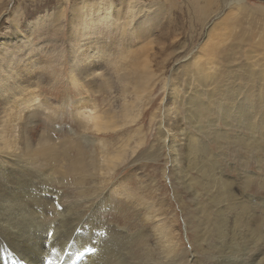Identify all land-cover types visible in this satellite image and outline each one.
I'll use <instances>...</instances> for the list:
<instances>
[{"label":"rangeland","instance_id":"1","mask_svg":"<svg viewBox=\"0 0 264 264\" xmlns=\"http://www.w3.org/2000/svg\"><path fill=\"white\" fill-rule=\"evenodd\" d=\"M83 1L0 0V38L4 34L11 36L21 29L24 31L16 35L22 39L19 43L27 47L20 51V56L23 58L21 57L22 61L19 63L20 67L25 65L32 67L30 69L34 71L33 77H35L33 81L39 82L35 85L36 87L30 89L31 93L37 95V100L35 102V99L32 100L33 103L45 106L44 101L48 102L52 107L44 109L45 113L60 117L54 123L47 115H43L45 117L44 119L41 117L40 120L43 121L41 123L44 124L46 120L45 124L51 125L55 140L70 138L76 140L77 144L86 145L85 140L91 138L95 142H99L97 137L100 136L105 139L104 134L99 135L81 129L79 118H82V114L77 108L81 103L78 99L84 97L85 101L96 100L98 108L103 106L109 108L113 101L117 99L121 101L123 97L117 90L112 93H103L105 101L99 99L101 101L99 103L97 81L104 83L114 80L116 74L122 72V70L119 71L122 68L140 64L144 66L149 63L150 87L154 83H159L161 89L158 88L156 92H153V100H156L155 106L150 108L148 113L134 126L143 125L145 133H149L147 143L154 146L155 166L141 172L147 181H140L139 177L137 179L129 177L126 180L134 188L141 187L142 193L145 194V199L141 200L142 204L128 202V205L132 210H144L145 203L151 200L148 199V195L150 193L156 195V208H161V210L157 211V218H154V221L146 223L145 230L151 233L155 225H161L165 216L168 215L170 216L168 224L171 225L158 229V233H168L172 226L175 228L174 233L179 240L177 249L183 254L182 264H218L220 245L217 243L220 242L221 231L231 233L235 230V224L236 230L242 232L264 231V143H258L257 140L261 138L260 128H262L264 112H255L254 107L253 109L250 107L251 113L256 115L250 123L245 121L244 115H242L243 118H239L240 120H233L230 125L225 124L220 117L224 111L222 110L224 103L234 98L240 103V108L235 110V115L247 110V106H252L256 100L258 108L264 109V90L259 91L253 88L251 92H254L255 96L250 95L246 101L249 93L246 92L243 80L237 77V74L241 72L240 66L244 62L247 63L249 71L254 62H260L262 65L260 74L264 72V0H130V3L129 0H111L113 2L110 4L112 12L98 15L97 25L100 28L98 30L91 28L87 33L81 34L78 38L80 40L77 45L78 50L74 51L68 40L72 33L71 25L75 12L80 17H92L94 12L98 13L101 9H106L108 0H95L99 4L95 7L96 11H85L86 7H82ZM13 17L16 20L15 25L11 23ZM110 17L111 20L108 21ZM85 26L88 29L87 24ZM49 27L53 28V33L48 32L46 28ZM31 32L33 34L29 36ZM101 46L109 48L108 51L100 50ZM79 53L85 60H80L81 70H84L92 61H94L93 66L99 69L86 78V84L75 86L70 77L74 78L76 72L72 73L71 67L77 62L75 55ZM224 58L227 62L223 61ZM229 61H231L230 67L226 66ZM196 62L206 66L202 70L204 77L199 80L194 76L195 70L190 69L191 63ZM213 64H217L216 68H211ZM20 67L11 63L5 73L0 72V78L2 81L9 80V75L15 74ZM89 68L88 66L86 70ZM208 75H211L209 80L218 77V83L213 90L205 84V77ZM23 76L16 74L15 78L20 80ZM89 81L91 84H87ZM228 82H231L230 85L236 83L241 85V90L233 86L225 90ZM262 85L264 86L263 82ZM193 88L199 92L202 91L201 101L195 99L194 103H187L180 110H176L178 105L175 103L176 100L185 97L186 102ZM207 89L214 91L213 98L218 107L217 109L216 106L212 107L216 112H207L206 103L209 102ZM198 101L205 104L198 106ZM67 103L69 107L66 106ZM191 106V110H204L202 119L204 126L209 129L207 134H199L192 125L184 124V121L191 119V112L186 111ZM159 108H162L163 116H158V118L163 117V128L166 129L167 134L165 131H158L157 121L159 120L151 121L152 114L158 112ZM73 111L76 115L74 121L70 117L72 114L69 115ZM3 115V113L0 114V116ZM210 120L213 121L212 124H216L214 127H209L208 121ZM54 124L56 127H53ZM175 125L179 129H175ZM72 127L75 131L70 133L69 130ZM57 129L61 130L64 135L61 136ZM185 129H193L199 135L196 140L212 150L213 156L217 158L213 160V163L222 168L221 178L234 185L232 191L238 192L239 195L244 194L243 197L248 199L250 204L252 203L251 212L256 214V220L263 218L261 223L247 229L245 227L246 217L238 221L237 208L225 205L218 208L215 203L202 205L201 202H208L209 198H196V193L202 191L198 185L200 177L197 172L195 170L187 172L186 179L192 182L193 186H187L184 181L187 156L184 147L186 142L183 131ZM216 130H218V136L215 133ZM84 134L88 137L87 139ZM166 135L167 139L164 142ZM238 137L245 139V145H234ZM8 140L10 141V138ZM253 141L256 144L255 149L246 147L247 143H253ZM5 149L4 141H0V152ZM166 151H171L168 154L169 157L164 156ZM77 154L76 151H72V156ZM136 166L132 164L124 166L125 168L122 167L115 177L128 175L136 169ZM166 167L167 173L164 177ZM122 179L124 180L123 177ZM66 185L68 184L65 183V186L55 188L66 194ZM73 187L71 185L68 194L75 195L77 190H73ZM110 191L113 199H125L127 196L120 195L113 190ZM74 197L67 198L66 196L63 201L70 203L77 199ZM116 214L117 211L111 217L117 223L119 218L114 219ZM107 217L110 218L109 215ZM140 218L145 219L146 217L140 214ZM198 218L200 221H197ZM165 224H167L166 221ZM204 226H210L211 230L207 232L205 236L207 240L203 242L204 237L200 238V234ZM169 243L173 244L168 241L167 244ZM160 250L164 256L174 255V252L167 254L163 247H160Z\"/></svg>","mask_w":264,"mask_h":264},{"label":"bare ground","instance_id":"2","mask_svg":"<svg viewBox=\"0 0 264 264\" xmlns=\"http://www.w3.org/2000/svg\"><path fill=\"white\" fill-rule=\"evenodd\" d=\"M112 3L111 0L106 1V9L103 8L98 13L94 12L95 16L92 15V17H80L75 12L71 25L72 33L68 40L74 51L78 50L77 45L80 41L78 38L81 34L87 33L91 28H93L92 30L100 28L97 25L99 16L110 14L112 12L110 4ZM96 5L99 4L95 0L82 2V7H86L85 11H96ZM110 20L111 17L108 21ZM11 23L12 25L16 24L14 17ZM86 24L88 29H86ZM46 29L48 32H54L53 28ZM23 32L22 29L15 31L11 34L14 38L8 34H4L0 38V72L5 73L11 63L20 67L19 62L23 58L20 56V51L27 47L19 43L22 39L16 35ZM32 34L31 32L29 36ZM108 49L106 46H101L100 50L106 52ZM75 57L77 62L71 68L72 73L76 72V74L74 78L70 77L71 82L75 86L86 84V78L93 75L99 67L93 66L94 61H92L88 64L90 67L88 70H86L88 66L81 70L80 60H85L82 59L80 53ZM223 61L227 62V59L224 58ZM230 65L231 61L226 64L228 67ZM216 66L217 64H213L211 68H216ZM247 66V63L244 62L240 66L241 72L237 74V77L245 83L246 92L249 93L246 101L250 95L251 97L255 96L254 92H251L253 88H257L259 91L264 90L262 85L264 72L260 74L262 70L260 62H254L250 71ZM205 67L202 63L196 62L195 64L191 63L190 69L195 70L194 76L199 80L204 77L202 70ZM30 68L32 67L26 65L20 67L15 74L9 75L11 80L2 81L0 78V84H2L0 114H4L0 116V141H4L6 147L3 152H0V264L22 261L27 264H43L47 257L51 258L55 264H67L78 259L83 251L92 248L94 252L87 255L82 264H182L183 254L177 249L179 240L174 233L175 228L172 226L168 233H158V229L171 225L168 224L170 216L166 215L164 222L161 225H155L151 233L149 230H145L146 223L154 221V218H157V211L161 210V208H156V195L151 193L148 195V199L151 200L145 203L144 210H132L128 205V202L142 204L141 200L145 199V194L142 193L141 187L134 188L126 180L129 177L130 179L139 177L140 181H147L141 172L155 166L154 146L147 143L149 133H145L143 125L134 126L148 113L150 108L155 106L156 100H153V92H156L158 88L161 89L159 83H154L150 87L149 63L144 66L140 64L122 68L119 70L122 72L116 74L114 80L104 83L100 80L97 81L99 103L100 100L105 101L103 96L105 93H112L116 90L123 97L121 101L118 99L113 101L109 108L104 106L98 108L96 100L85 101L84 97L78 99V102L81 103L77 107L82 114V118H79L81 129L106 136L105 139L101 136L97 137L99 142H95L90 137V140H85L86 145L77 144L76 140L70 138L61 139V141L58 138L59 141L55 140L53 132H51V125H46V120H44V124L41 123V117L43 119L45 117L43 115H47L54 123L60 117L45 113L44 109L52 107L48 102L44 101L45 106L33 103L32 100L35 99V102L37 95L31 93L30 89L36 87L35 85H38L39 82L33 81L35 79L34 71ZM16 74L24 76L20 80H16ZM210 77L211 75L205 77V84L213 90L218 83V77L209 80ZM250 81L251 85L248 86ZM231 82L227 83L225 90L232 86L241 90V85L237 83L230 85ZM87 84H91V82L89 81ZM209 89H207L209 102L206 105L207 112L212 113L216 112L215 108L217 109L218 106L213 98L214 91L211 92L212 90ZM202 96V91L199 92L193 88L189 92L186 102L184 101L185 97L176 100L175 103H178L176 110H180L187 103H194L195 99L200 100ZM231 98L234 97L231 96ZM200 101H198V106L205 104ZM7 106L8 108H6ZM66 106L70 105L67 103ZM147 107L149 108L145 113L144 110ZM250 107H254L255 112H264V109L258 108L256 100L255 104L247 106V110L240 111L238 115H235V110L240 108V103L234 98L224 103L222 106L224 111L220 117L225 124L230 125L233 120L243 118L242 115H244L245 121L250 123L256 116L251 113ZM191 108L192 106L186 109L191 112V119L184 121V124L192 125L199 134H207L209 129L204 126L202 119L204 110H191ZM158 110V112L151 113V121L159 120L157 121L158 131L162 130L167 134L166 129L163 128V117L158 118V116H163L162 108ZM74 111L68 113L72 114L70 117L73 121L76 117ZM183 118L185 119L184 115ZM212 122L208 121L209 127L216 125ZM48 124H50L49 121ZM261 126V138L257 139L258 143H264V120L261 122ZM174 128L179 129L177 125ZM69 131L72 133L75 129L73 131L72 127ZM57 132L61 136L64 135L61 130L57 129ZM183 133L186 142L184 145L185 155H187L184 181L187 186H193V183L186 179L187 172L191 170L197 172L200 177L198 185L202 191L196 193V198H209L208 202L204 201L201 204L215 203L218 208L222 205L237 208L238 221L246 217L245 227L247 229L259 224L263 218L259 221L256 220V214L251 212L252 203L250 204L248 199L243 197L244 194L239 195L238 192L232 191L234 185L221 178L222 168L213 163V160L217 158L213 156L212 150L196 140L199 135L193 129H185ZM215 133L218 136V130ZM85 135L84 137L87 139L88 137ZM166 139L167 135L163 141L166 142ZM93 143L94 145H91ZM236 144L245 145V139L236 138L234 145ZM246 147L255 149L256 144L254 141L253 143L249 142ZM72 151L78 153L75 155L76 157L72 156ZM170 153L171 151H166L164 156L169 157ZM132 164L137 165L136 169L133 172H128V175H122L124 180L120 176L115 177V174L120 171L119 169ZM166 171L167 167L164 177ZM69 177L71 181L68 180ZM65 180L67 181L65 182ZM65 183L68 184L66 185V194L64 191L62 193L56 190L55 187L65 186ZM71 185L74 186L73 190H77L75 195L68 194ZM110 190L127 196L125 199H113ZM108 191H110L109 194H107ZM141 195L143 198L140 199ZM66 196L67 198L75 196L74 198L77 199L66 203L63 201ZM116 211L114 219L119 218L122 222L118 220L116 223L111 217ZM140 214L146 218H140ZM165 221L168 225L165 224ZM197 221H200V218ZM210 230V226H204L203 232L200 234V238L204 237L203 242L207 240L205 236ZM263 232L259 230L242 232L236 230V224L235 230L231 233L221 231L220 242L217 243L220 245L218 264H264ZM168 241L173 244H167ZM160 247H163L167 254L174 252V255L164 256ZM214 257L216 258L215 255Z\"/></svg>","mask_w":264,"mask_h":264}]
</instances>
